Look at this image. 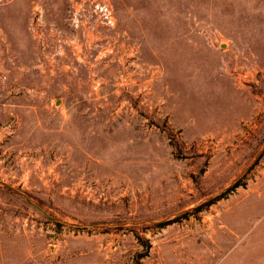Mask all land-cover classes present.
<instances>
[{
    "label": "rangeland",
    "instance_id": "374dc122",
    "mask_svg": "<svg viewBox=\"0 0 264 264\" xmlns=\"http://www.w3.org/2000/svg\"><path fill=\"white\" fill-rule=\"evenodd\" d=\"M0 264H264V0H0Z\"/></svg>",
    "mask_w": 264,
    "mask_h": 264
},
{
    "label": "built area",
    "instance_id": "2783aa9c",
    "mask_svg": "<svg viewBox=\"0 0 264 264\" xmlns=\"http://www.w3.org/2000/svg\"><path fill=\"white\" fill-rule=\"evenodd\" d=\"M102 10L104 11V13H105L106 18L108 19V21H111V19H110L111 18L110 17L111 13H110L108 7H104V9H102Z\"/></svg>",
    "mask_w": 264,
    "mask_h": 264
}]
</instances>
